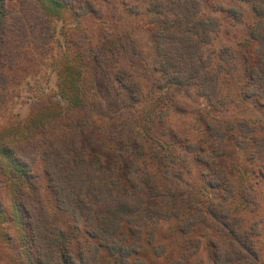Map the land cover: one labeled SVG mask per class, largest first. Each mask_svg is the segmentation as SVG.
Returning a JSON list of instances; mask_svg holds the SVG:
<instances>
[{"label":"rangeland","instance_id":"374dc122","mask_svg":"<svg viewBox=\"0 0 264 264\" xmlns=\"http://www.w3.org/2000/svg\"><path fill=\"white\" fill-rule=\"evenodd\" d=\"M197 1L198 17L219 23L202 46L216 97L173 85L158 67L154 38L175 15L150 8L174 0H98L86 15L66 6L48 44L8 38L0 264H64L63 255L69 264H216L213 242L221 236L228 255L232 238L207 213L212 203L227 206L264 264V79L252 81L264 54L253 37L259 17L249 1ZM65 141L80 150L70 163ZM83 154L95 158L90 168Z\"/></svg>","mask_w":264,"mask_h":264},{"label":"trees","instance_id":"16d2710c","mask_svg":"<svg viewBox=\"0 0 264 264\" xmlns=\"http://www.w3.org/2000/svg\"><path fill=\"white\" fill-rule=\"evenodd\" d=\"M254 4L255 11L259 17L258 27L253 31V37L258 42L259 47L264 48V0H245ZM0 0V83L4 80V68L8 64L5 56V48L8 43V38L13 35L23 42L30 39V43L34 40L40 45H46L50 42L53 36L51 26L52 17L55 13L60 12L66 6L76 9V5L80 9L81 15H86L90 12H95L98 7V0ZM172 6L164 5L162 2L154 3L151 10L156 13L172 12L175 15L174 19L166 21L163 29L158 31L154 40L157 43L160 60L158 63L159 69L166 75L170 76L171 83L179 88H186L188 86L197 85L200 87L202 94L206 97H216L220 89L219 79L216 74L209 71L207 64L202 55V46L209 44L213 40L212 33L218 31L219 23L215 19H205L198 17L200 12V4L197 0H174ZM234 13L235 11L232 10ZM263 30V31H261ZM264 53V51H262ZM259 68L252 71V81H261L264 79V54L259 59ZM73 141V140H72ZM69 145L70 156L68 161H72L74 155L79 152V149L74 150L73 143L65 141ZM80 147L84 144L79 140ZM60 144L52 149L50 153L53 158L48 165V173L57 176L60 172L52 166L53 162L57 164ZM87 151V150H85ZM88 153V152H87ZM93 159H88L83 154L81 163L89 168L95 163ZM99 168L103 170L104 163L100 158H97ZM72 169L69 170L68 175L74 176L77 162H71ZM28 174V171H25ZM53 188L58 192L59 197L66 190L64 184L56 182L54 178ZM63 199V197H62ZM65 201V200H64ZM218 207V208H217ZM118 210L109 209L104 216L105 224H111L116 221V215L122 211L129 210L127 203L119 206ZM124 208V209H121ZM211 217L215 221H220L224 228L231 235L228 248L229 254L224 253L225 249L222 247V237L218 236L216 242H213L214 250L216 252V264H258L259 253L254 247V241H249L245 244L238 235L237 230L241 228V224L232 225L234 220L226 205L215 206L214 203L207 209ZM191 217H188V220ZM202 217V216H201ZM204 217V216H203ZM198 221V220H196ZM190 223V221H189ZM197 223V222H196ZM195 224V223H194ZM62 238H66L67 245L70 244L66 233L60 231ZM226 235V234H224ZM224 241V240H223ZM62 256V254H61ZM67 255H63L64 264H69L66 260ZM65 259V261H64Z\"/></svg>","mask_w":264,"mask_h":264}]
</instances>
